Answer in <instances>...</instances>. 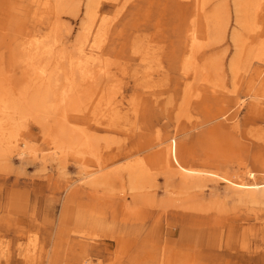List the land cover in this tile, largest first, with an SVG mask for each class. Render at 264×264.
<instances>
[{
	"label": "rangeland",
	"instance_id": "1",
	"mask_svg": "<svg viewBox=\"0 0 264 264\" xmlns=\"http://www.w3.org/2000/svg\"><path fill=\"white\" fill-rule=\"evenodd\" d=\"M1 1L9 17L0 12V96L15 91L23 75L30 92L43 89L49 83L48 73L40 79L35 66H45L48 72L55 59L34 51L40 63L31 68L34 59L28 67L19 52L21 42L29 40L30 29L48 37L54 16L32 13L30 0ZM71 1L58 13V34L51 39L50 56L72 50L89 25L86 0ZM191 1L96 0L94 20L100 16L105 21L100 29L110 27L96 43L100 48L95 52H103L106 60L107 71L101 79L107 84V97L123 117L111 125H95V143L102 151L109 148L120 153L128 148L135 153L132 159L154 152L158 147L151 145L159 132L165 139L162 146L174 140L182 149L187 147L189 153L182 159L193 167H212L232 178L251 180L245 166L254 170L253 157L259 153L264 161V116L248 121L245 117L248 102L254 98L264 102V68L260 71L264 62L252 49L251 9L236 13L232 0H200L204 17L212 10L217 13L210 24L224 27L221 41L203 46L209 41L211 27H204L209 18L199 19L192 13V7L186 6ZM263 11L255 21L264 39ZM201 30L202 37L189 39ZM232 32L242 49L236 64L239 73L245 68L256 76H232L229 64L237 49ZM184 59H194L198 65L214 63L208 67L209 80L196 83L191 68L182 73ZM61 68L64 73L66 69ZM56 77L49 84L61 92L67 83ZM233 87L243 102L228 105L223 118L237 114L225 120L220 134L210 133L211 126L223 118L218 117L212 100L203 99L217 93L224 105L229 101L223 94L236 99L230 91ZM254 91L259 95L254 97ZM73 111L68 99L62 111H51L49 117L53 120L65 112L71 125ZM131 125L140 128L130 132ZM43 131L41 123L28 118L16 137L31 144L33 152L19 155L0 146V247L7 251V264H255L245 260L255 254L263 260L258 264L264 263L259 238L264 198L248 200L223 181L183 184L159 165L150 167L143 180L130 183L124 158L103 169L105 174L85 177L86 170L98 167L96 158L86 156L84 165L70 151L52 158L47 154L52 144ZM41 154L47 155L45 159ZM262 175L255 173V177ZM78 241L85 246L80 249ZM30 250L33 259L25 262L23 254ZM237 254H243V259ZM5 258L0 254V264H5Z\"/></svg>",
	"mask_w": 264,
	"mask_h": 264
},
{
	"label": "bare ground",
	"instance_id": "2",
	"mask_svg": "<svg viewBox=\"0 0 264 264\" xmlns=\"http://www.w3.org/2000/svg\"><path fill=\"white\" fill-rule=\"evenodd\" d=\"M30 1L34 6L30 5V7H32V13L37 15L38 12L41 13L42 16H46V14L54 16L55 25L51 27V31L48 33V37L46 38L36 35L34 30L30 29V34L28 33L29 40L25 43H23V41L21 42L23 51L20 49L19 53H23L22 59L28 67L31 66V58L34 59V62L32 61L33 66H31V68H34V65H39L40 63V61L36 63L38 55H36L34 51H40V53L47 54L48 59L50 57L53 60L55 59V64L53 65L54 67H49L48 72L45 66H40L41 68L35 66V71L40 74V79L43 77L46 78L48 73L47 79L49 83L56 80V76L61 77L65 80V83H67V88L64 87L61 92H59L57 89H52L51 85L47 83L43 89L38 88L37 90L30 92L26 82L27 79H25V76L23 75L18 83L19 86L15 89V91H8L6 95L0 96V146H4L5 149L9 150L14 149L19 155H24L27 152H33L31 144L29 145L25 140L18 142L16 137L17 130L25 125L28 118H32L34 121L41 123L44 129V135L49 138L52 146L47 154L52 158H60L66 153L68 154L69 151L74 155L76 160L83 165L86 163L84 161L86 156L89 155L96 158L99 162L98 167L93 171L86 170L87 173H85V177L95 173L105 174L104 171L106 170L103 171V169L109 166V164H112L113 162L115 163L120 158H124L127 159L124 169L127 170L130 183L143 180V176L146 175V172L150 167L153 165H159L160 168H162L169 176H178L183 184H198L204 180L214 182L223 181L227 188L231 189L235 194H243V196H245L248 200L264 198V175L255 177L256 172L264 174V161L261 153L253 157V162L256 161L257 163L254 165L256 167L254 168L255 171L245 166L244 173L248 176V178H251V180H246L241 176L232 178L231 176L218 172L212 167H193L189 161H184L182 159L183 156L188 155L187 153H189L187 151V147L182 149L174 140H171V142L162 146L165 139L160 137L159 132L156 133V131V136L154 138L155 141L151 147L158 148L154 152H148L146 156H138L131 159L132 156H135V153L130 152V149L128 148H122L120 153L109 148H105V150L102 151L101 147L97 146L95 143V125H103V123L111 125L116 123L119 118L123 117L120 115V111L116 110L113 99L107 97V91L109 90L107 88V84L101 79L107 71L104 67L106 60L102 56L103 52H95L96 49L100 48L99 45H96V43H99V38L108 33L110 27L106 28L103 25L102 29H100L101 22L104 20H102L100 16H97L96 21L94 20L95 13L93 9L95 7L96 0H86L85 6L89 19V25L84 27L85 32H83V34L76 39V43L71 47L72 50L70 51L72 53H70V51L66 52L62 50L56 56L53 54L50 56V53H52L50 52L52 48L51 39L52 37L56 39L55 37H57L58 34V32H56L57 30L55 31L56 28L58 29V13L63 12V6L66 4L72 5L73 2L71 0ZM4 3L5 2L2 1L0 2V12L3 11L4 14L9 17ZM201 3L202 2H200V0H192L186 6L192 7V13L196 12L195 14L199 19L200 17H203L204 19L209 18L207 23H204L205 28L211 27L208 31L209 41L203 43L202 45L207 46L209 43L211 45H215L224 38V27L222 23L215 26L210 24L211 19L214 20L217 17V13L215 10H212L209 15L204 17L201 13L203 11ZM232 3L236 13L244 10L245 7H250V14L252 18L249 22V30L252 32L250 35L253 39L252 41L255 42L254 48H252L254 52H251L255 54L257 59L264 62L263 32L261 30H257L256 23L257 19H259L261 11L264 10V2L262 3V0H232ZM262 16H264V13ZM97 22H99V24H97ZM106 24L109 25L108 22H106ZM216 30H218V33ZM203 33L204 32L202 30L199 36L197 35V32L192 33L189 36V39H192V41L198 40V37H202ZM230 38L237 47L234 52V57L230 60L229 64L232 76L235 77L237 74L241 75V73L243 75L250 74L252 76H256L257 73L255 71L248 73L245 71V68L239 73V69L236 64L238 62V58L242 54L241 45L236 33L232 32ZM112 48L109 50L112 51ZM50 64L47 63L46 65L51 66L52 64ZM213 65L214 63L210 64L208 61L198 65L194 59H184L181 61L180 69L182 73H186V70L191 68V74L193 75L194 80H196L195 82L198 83L199 81L209 80L210 75L208 73V67L210 66L212 68ZM63 66L66 71L61 73V67ZM260 67V71H262L264 66ZM258 68L259 67H257V69ZM237 90L238 89H236V87H233V89L230 90L232 94L235 95V100H233L234 98H228V95L223 94L227 97L226 100L229 101L228 103H224V105H221L224 101L217 96V93L211 92L207 94L203 100H212L214 109L218 110V117L222 116L223 118L224 113H222V111L229 110L230 107L228 105L233 106L235 103L242 104L243 99L237 95ZM212 91L216 92L217 90L213 89ZM252 95L256 97L259 95V92L254 91ZM68 99L70 100L71 108L74 110L73 112H75L74 119H72L74 123L70 122L71 125L67 124L68 120L67 117H65V112L51 120L49 112L52 111L53 114H57L62 111L63 104L68 101ZM261 105H264V102H260L256 100V98H254L251 102H248L246 105L247 112L245 115L247 121L250 120L251 117L256 118L258 116L261 118L264 116V107ZM235 114H237V112L230 114V116H227L222 120H218V117H215L214 120H218V122L211 126L210 133L215 135L220 134L221 130H223L227 125L225 120H229L231 116H234ZM245 117L243 123L246 122ZM125 118L127 120V116H125ZM134 128L138 129L140 127L131 125L127 128V130L133 132ZM143 135H146V132ZM46 156L47 155L45 154H41L40 157L41 159H45ZM95 179L98 178L96 177ZM196 227L198 226L193 228ZM259 232H261L259 238L264 247V223L260 224ZM84 246L85 243L82 244V242H79L80 249ZM217 246L220 247V244H217ZM30 252L31 250L28 251L27 254H23V260L25 262L33 259L34 252ZM261 253L264 257V251ZM0 254L1 256H6L4 263L7 264L8 259L6 249L0 247ZM237 256L240 259H243V254H237ZM258 256L261 257L260 255L255 254V258L247 257L245 260L258 264L260 261H263L261 260L262 258H259Z\"/></svg>",
	"mask_w": 264,
	"mask_h": 264
}]
</instances>
